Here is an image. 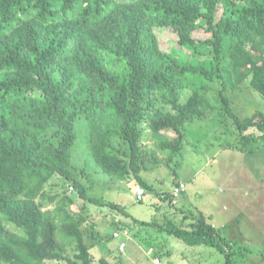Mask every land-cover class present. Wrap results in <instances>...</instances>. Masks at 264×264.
Instances as JSON below:
<instances>
[{"label": "trees", "instance_id": "1", "mask_svg": "<svg viewBox=\"0 0 264 264\" xmlns=\"http://www.w3.org/2000/svg\"><path fill=\"white\" fill-rule=\"evenodd\" d=\"M157 29L201 59L162 49ZM200 30L206 37L194 38ZM187 74L207 83L181 102ZM246 81L264 99V0H0V264H95L82 229L87 218L72 210L64 187L129 217L74 177L78 120L96 166L147 191L142 173L161 164L156 153H179L185 124L207 112L229 119L244 146L264 142V113L241 119L225 95ZM215 82L217 108L207 99ZM53 177L64 180L62 193L47 189ZM163 198L172 201L170 193ZM184 223L169 221L164 230L234 264L231 243L203 213Z\"/></svg>", "mask_w": 264, "mask_h": 264}, {"label": "rangeland", "instance_id": "2", "mask_svg": "<svg viewBox=\"0 0 264 264\" xmlns=\"http://www.w3.org/2000/svg\"><path fill=\"white\" fill-rule=\"evenodd\" d=\"M156 32L162 49L173 52L182 61L201 59L190 55V47L179 46L171 31L157 29ZM193 37L204 39L206 36L200 30ZM185 82L181 102L194 89L207 83L196 74H187ZM208 87L207 99L217 108L219 85L215 82ZM225 95L241 119L256 111L264 113V99L248 87L247 81ZM82 122L85 123L78 120L74 129L79 138L72 148L74 177L86 188L88 195L114 202L129 215L84 203L73 190L64 187L75 201L72 210L78 212L82 208L87 218L82 229L86 243L94 246L90 253L95 264L99 258L110 264H154V259L159 264H224V256L215 248L189 246L164 230L169 221L180 226L190 214L198 212L204 213L208 222L231 243L234 264H264V203H248L252 197L258 198L264 193V142L244 146L229 119L221 116L217 109L207 112L205 120L185 124L179 153L171 157L168 152L156 153L161 164L142 173L152 189L145 191L142 200L136 202L138 183L120 181L104 174L89 157L86 139L79 136V131L84 128ZM146 133L143 132L142 140ZM145 145L154 149L151 141ZM176 181L186 184V193L176 199L171 197L172 201L164 199L165 193L171 195ZM63 184V179L53 177L47 189H51L52 194L62 193ZM133 219L153 224L142 226ZM6 226L12 232L23 233L14 224ZM122 230L128 232V237L113 238L115 232ZM121 242L126 244L122 252L119 250ZM43 264L66 263L45 261Z\"/></svg>", "mask_w": 264, "mask_h": 264}, {"label": "built area", "instance_id": "3", "mask_svg": "<svg viewBox=\"0 0 264 264\" xmlns=\"http://www.w3.org/2000/svg\"><path fill=\"white\" fill-rule=\"evenodd\" d=\"M70 190H72V188H69ZM186 192V184L183 182H177L174 186H173V190L171 193V197L176 199L178 197H180L182 194H184ZM145 194V189L138 186L135 192V200L136 202H140L142 200V196ZM128 232L126 230H122L121 232H115L113 234V238H120V237H128ZM126 247V244L124 242H121L119 245V250L120 252H122ZM154 264H159L157 259L153 260Z\"/></svg>", "mask_w": 264, "mask_h": 264}, {"label": "crops", "instance_id": "4", "mask_svg": "<svg viewBox=\"0 0 264 264\" xmlns=\"http://www.w3.org/2000/svg\"><path fill=\"white\" fill-rule=\"evenodd\" d=\"M177 182V181H176ZM180 182V181H179ZM175 184V183H174ZM263 188H264V186H263ZM255 189H257L258 191H259V189L258 188H255ZM187 190V189H186ZM186 193V192H185ZM184 193V194H185ZM264 203V193H263V196H259L258 198H256V197H252V201L250 200V201H248V203L249 204H258V203ZM204 214V213H203ZM205 215V214H204ZM212 226H214L213 224H211ZM215 227V226H214Z\"/></svg>", "mask_w": 264, "mask_h": 264}]
</instances>
